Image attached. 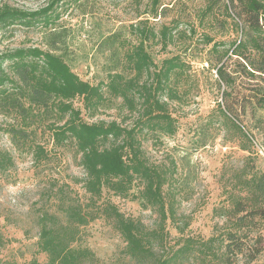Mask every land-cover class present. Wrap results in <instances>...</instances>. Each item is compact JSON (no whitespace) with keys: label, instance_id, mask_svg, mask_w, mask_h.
Listing matches in <instances>:
<instances>
[{"label":"trees","instance_id":"trees-1","mask_svg":"<svg viewBox=\"0 0 264 264\" xmlns=\"http://www.w3.org/2000/svg\"><path fill=\"white\" fill-rule=\"evenodd\" d=\"M60 1L49 0L36 10L7 4L0 7V37L14 25L29 28L42 24L46 45L0 51V114L10 120L5 131L14 146H28L39 161L46 158L48 151L35 139L38 129L49 132L55 147L71 143L83 171L76 182L91 198H99L104 189L126 196L137 182L141 206L157 212L154 228L125 217L110 203L103 208L114 221L130 258L141 263L184 264L191 256L201 264H250L262 250L260 229L264 228L261 223L256 226L255 219L264 220V171L240 170L237 183L244 195H230L229 207L216 209L225 218L223 231L217 236L206 240L181 237L180 245L178 241L166 247V221L170 220L179 233L185 226L176 222L174 204L167 200L169 169L148 162L137 135L143 128L154 136H172L176 132L177 120L168 104L185 102L187 91L178 84L187 63L178 54L157 62L149 51L152 45L160 44L165 49L174 42L176 19L155 29L146 17L129 24L125 34L116 31L107 35L100 43H106L109 49L103 67L105 76L91 83L73 71L64 53L58 52L67 38V31L55 26ZM148 6L146 12L154 19L165 16L170 8L162 0H148ZM196 16L200 43L203 48L209 47L205 62L215 70V84L221 95L216 111L251 142L240 116L245 113L246 103L252 106V116L257 109L264 110V0H200ZM241 78L247 82V93H242ZM76 98L82 100L83 112L74 106ZM117 99L129 113L138 112L132 126L122 124L124 117L120 122L84 120L82 113L92 118ZM12 165L11 154L0 149V170ZM90 207L89 203L67 202L61 209L64 221L54 214L42 213L36 245L46 261L33 259L26 264H83L91 259L87 248L74 245L78 226L97 216ZM216 241L220 243L214 247ZM0 264L14 263L0 258Z\"/></svg>","mask_w":264,"mask_h":264},{"label":"rangeland","instance_id":"rangeland-1","mask_svg":"<svg viewBox=\"0 0 264 264\" xmlns=\"http://www.w3.org/2000/svg\"><path fill=\"white\" fill-rule=\"evenodd\" d=\"M48 1L0 0V7L7 4L36 10L46 6ZM162 2L170 7L169 11L154 19L146 12L148 0H61L55 10L59 15L55 26L67 31L66 43L58 52L64 53L73 71L83 80L96 83L105 76L103 67L108 61L109 49L106 43H100L107 35L116 31L125 34L129 24L146 17L155 29L161 24H172V19H176L174 42L165 49H161L160 44L149 47L157 62L178 54L187 63L188 68L178 84L187 91L185 102L168 104V110L177 120L176 132L172 136H154L151 130L143 128L137 135L148 162L169 169L171 178L165 185L167 200L174 204L176 222L185 226L179 233L170 220L166 221L167 247L177 245L178 241L180 245L181 237L206 240L223 231L225 218L218 215L216 209L229 207L230 195H244L237 183L240 170L264 171V110L257 109L252 116V106L246 103L245 113L240 116L251 142L218 114L216 105L221 95L215 84V70L205 62L209 47L203 48L199 40L201 29L196 14L200 0ZM43 31L42 24L29 28L9 27L0 37V51L27 46L45 48ZM239 80L242 93H247L246 80ZM73 104L82 109L80 98L74 99ZM84 113L82 116L88 122L101 119L120 122L124 117L122 124L128 127L138 117V112L129 113L121 106L119 99L109 107L100 108L92 118ZM7 121L10 120L0 114V149L9 152L13 159L11 167L0 170V258L14 264H26L33 259L46 261L45 254L40 253L36 245L39 217L46 212L64 221L62 207L69 201H79L84 205L89 203L90 209L97 213L93 220L78 226L74 245L87 248L92 254L83 264H151L141 263L125 253V242L114 221L103 212L105 204L110 203L125 217L139 220L146 228H154L158 222L157 212L141 206L137 182L126 196L104 189L99 198H91L81 183L76 182L83 171L71 143L55 147L49 132L38 129L35 139L48 152L46 158L37 161L28 146L23 149L14 146L5 131ZM255 221L256 226L261 223L264 228V220L256 218ZM260 230L262 250L250 264H264V229ZM219 243L216 241L214 247ZM184 264L201 263L190 256ZM213 264H217L216 261Z\"/></svg>","mask_w":264,"mask_h":264}]
</instances>
